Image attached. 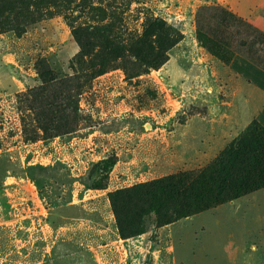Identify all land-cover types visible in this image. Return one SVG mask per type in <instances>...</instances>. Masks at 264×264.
<instances>
[{
  "label": "rangeland",
  "instance_id": "rangeland-1",
  "mask_svg": "<svg viewBox=\"0 0 264 264\" xmlns=\"http://www.w3.org/2000/svg\"><path fill=\"white\" fill-rule=\"evenodd\" d=\"M206 6L212 8L210 16L202 15L206 30L225 27L216 6L241 18L207 0H0V54L6 64L0 63V154L9 152L15 178L9 182L15 223L8 242L0 236V264H172L170 241L178 260L228 256L261 263L263 191L243 198L241 211L231 202L181 221L171 232L147 216L146 233L128 240L118 234L107 196L210 165L167 168L168 132L189 113H205L193 102L215 93L218 78L208 72L200 83L199 62L185 63L178 50V64L173 58L179 45L174 44L187 30L184 8L195 11V39L211 46L213 56L203 52L220 66L226 65L223 55L257 52L264 39L237 18L225 36L197 33V13ZM258 55L263 60L264 49ZM40 59L61 85L35 98L42 86ZM42 118L53 123L44 127ZM160 127L167 130L152 133ZM129 131L138 135L135 141L124 138L131 137ZM248 133L264 136L257 127ZM156 160L166 162L157 173Z\"/></svg>",
  "mask_w": 264,
  "mask_h": 264
},
{
  "label": "crops",
  "instance_id": "crops-1",
  "mask_svg": "<svg viewBox=\"0 0 264 264\" xmlns=\"http://www.w3.org/2000/svg\"><path fill=\"white\" fill-rule=\"evenodd\" d=\"M213 1L234 12L264 34V0H207L208 3ZM184 9V27L186 26L187 30L183 31L184 38L174 49L176 52L173 58L178 64V50L184 57L185 63L199 62L200 72L197 74V78L200 83L204 76L208 75V72L215 71L218 78L215 82V93L200 95L193 102L194 105L205 108V113L188 118L185 123L175 125L168 132L166 150L170 158L167 168L173 172L200 168L210 163L253 121H259L264 126V63L252 62L241 55L234 57L228 65L220 66L215 63L210 56L203 52L195 39V27L191 26L195 11L193 10L191 15L186 8ZM70 45L72 46L71 43ZM196 56H198V61H196ZM3 59H5L4 55L0 54L1 64H4ZM166 130L165 127H160L152 130V133ZM129 132H131V137L125 136L124 138L126 141L127 139L135 141L138 135L133 136L135 132ZM103 136L110 137V134L104 133ZM123 139L120 140L121 143L124 142ZM111 142L115 144L118 141L112 140ZM10 157L9 152L0 154V230H4L0 232V236L2 235V239L4 237L6 242L9 240V229H13L15 223L11 212L13 207L10 206L9 201L11 195L9 191L12 190L9 182L15 180L7 165L10 163ZM156 161L159 164L155 170L157 173L164 169L166 162ZM260 191L264 193V189L257 192ZM242 199L232 202L236 203L235 209L238 211L244 209ZM262 213L264 227V201ZM191 219L193 217L185 220ZM175 224L168 226L170 232ZM169 249V254L172 255V264H264V252L261 263L251 258L246 259L245 263H240V258L228 256H218V258L214 256L213 259H209L206 256V258H201V256L191 255L178 260L175 257V248L171 241ZM253 250H256V247L253 246Z\"/></svg>",
  "mask_w": 264,
  "mask_h": 264
},
{
  "label": "trees",
  "instance_id": "trees-1",
  "mask_svg": "<svg viewBox=\"0 0 264 264\" xmlns=\"http://www.w3.org/2000/svg\"><path fill=\"white\" fill-rule=\"evenodd\" d=\"M216 9L224 14L221 17V23L225 27L220 30L212 31L202 28V15L210 16L211 7H202L197 13V33L200 34L201 32L206 38L212 33L227 35L226 26L237 18L229 12L227 13L220 6H216ZM239 20L244 22L255 35L264 39V34L261 31L248 25L241 18H237L235 21L238 22ZM179 42L174 45H178ZM199 45L211 56L215 54L209 50L210 45ZM257 45L259 46L260 43ZM263 49L264 47L261 45V50L258 49L257 52L247 55L235 53L229 57L223 55L221 58L226 60V65L237 55L244 56L252 62L264 63V57L262 60L260 59L261 56L258 55ZM73 59L74 56L69 58V66H71ZM169 59L170 56L167 57L166 62ZM36 67L38 75L42 79V86L38 89L39 91L34 93L37 96L34 97L38 98L44 90H48L51 86H59L61 83H55L59 78L57 75L54 77L56 73L47 62L45 63L40 59ZM188 115L189 118L196 116L192 113ZM61 117L55 116L56 119ZM46 118L39 120L46 122ZM48 123L53 122H46L42 125L45 127ZM57 125L55 123L53 129L58 128ZM252 127H257L264 132V126L259 121H253L235 143L234 139L218 154V158L216 157L208 167L201 171L172 174L108 192L107 196L120 238L128 240L145 234L144 218L147 216L154 215L157 228H163L264 189V136L250 135L248 132ZM25 141L27 144L33 143L32 138H27ZM232 143L233 145L229 146ZM101 164L104 166L111 165L112 168L115 166L114 162L109 164V161H103ZM101 189H107V186L103 185Z\"/></svg>",
  "mask_w": 264,
  "mask_h": 264
}]
</instances>
